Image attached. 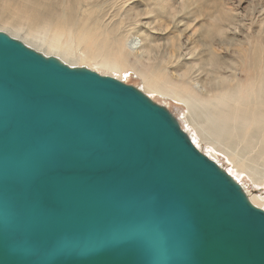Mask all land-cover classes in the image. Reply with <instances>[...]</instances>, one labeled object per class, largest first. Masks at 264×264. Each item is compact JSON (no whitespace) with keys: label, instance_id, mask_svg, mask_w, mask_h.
I'll use <instances>...</instances> for the list:
<instances>
[{"label":"water","instance_id":"obj_1","mask_svg":"<svg viewBox=\"0 0 264 264\" xmlns=\"http://www.w3.org/2000/svg\"><path fill=\"white\" fill-rule=\"evenodd\" d=\"M0 264H264V209L141 88L0 30Z\"/></svg>","mask_w":264,"mask_h":264},{"label":"bare ground","instance_id":"obj_2","mask_svg":"<svg viewBox=\"0 0 264 264\" xmlns=\"http://www.w3.org/2000/svg\"><path fill=\"white\" fill-rule=\"evenodd\" d=\"M128 2L0 0L1 29L71 66L125 76L132 69L144 80L145 93L156 92L185 105V118L195 130L191 138L198 148L197 140L201 139L226 155L238 172L247 173L255 184L263 185L264 173L251 163L264 158V43L253 45L247 41L249 47H244L237 36L236 13L224 12L225 3L217 0L218 11L209 14L214 19L200 29L203 39L200 43L199 38L194 40L193 49L179 52L183 47L181 34L179 44L173 40L174 35L172 41L168 38L173 52L178 51L172 57L171 52L159 50L157 39L170 31L167 20L175 29L181 25L189 28L179 19L189 13L187 3H182L179 12L171 0H158L156 8L143 12ZM144 14L154 16V21L142 22ZM23 30L24 35L20 33ZM33 39L41 40L43 47ZM198 44L203 46L201 50ZM240 71L245 74H238ZM245 191L253 204L264 209L263 194L251 196Z\"/></svg>","mask_w":264,"mask_h":264},{"label":"rangeland","instance_id":"obj_3","mask_svg":"<svg viewBox=\"0 0 264 264\" xmlns=\"http://www.w3.org/2000/svg\"><path fill=\"white\" fill-rule=\"evenodd\" d=\"M157 1L158 0H130V2L128 3L130 4V7H134V9L136 8L135 10H143V12H151L154 8H156ZM216 1L217 0H185V1L171 0V2L174 4V7H177V10L179 12L183 6L182 3L183 2L187 3L188 5L187 10L189 13H185L183 16H180L179 19H182L187 25L189 24V28L181 25L182 27L179 26L175 29V26H173L174 24L169 22V20H167L166 25H168L167 28L170 31H168V33H165L163 36H161V38L157 39L159 47H161L159 50H161V52H164V50L171 52L173 54L172 57L176 55L178 51L173 52V47H172L173 45L171 42L168 41V38L172 41V35L175 36L173 40L174 41L176 40V43L179 44L178 35L181 34L182 37L180 36L179 38H180V43L183 45V47L179 50V52L182 51V53H186L190 51L191 49H193L194 40H198L199 38V43H200V40L203 39V37L201 36L200 29L204 28L207 24H209L211 19H214L213 17H209V14H216L218 11L219 7L217 6ZM223 2L225 3V5L222 8L224 12H228V13L234 12L237 15V21H238V27H239V33L237 36L239 35L241 36V37L239 36V38L242 41V45L244 44V47H249L250 42L253 45H255V43L257 42L259 44L261 42L264 43V23L261 22L262 18H264V15H263L264 14V0H221V3ZM178 11L177 13L179 14ZM141 19H142V22H146V21L152 22L154 21L155 18L154 16H151V14H144L143 16H141ZM162 20L164 22L165 19L163 18ZM216 22H219V19L216 18ZM2 27L3 26L0 23V30H2L1 29ZM196 30L197 31L199 30V32L195 33ZM24 32L25 30L20 31L22 35H24ZM253 35L255 36V38L250 40L249 37ZM28 38H31V37H28ZM259 38H261L262 40L260 39L259 41ZM33 40L35 41V44L42 46L43 42L41 40L39 39H33ZM247 41H249L248 44H247ZM198 45H200L198 47V50H201L203 46L201 44H198ZM224 50L225 48L222 51H220L222 52L221 54H223ZM246 53L247 52L245 51V54ZM203 56L204 58H206L205 57L206 53H203ZM133 60L134 58H131L132 62ZM181 69L182 68H180V70ZM99 73L102 74L103 72H99ZM110 73L116 78H121L123 81L127 83H131V84L138 86L143 91L145 89L144 80L142 79L141 76H139L132 69L126 72L127 74L126 76L118 72H113V73L110 72ZM110 73H107V75H110ZM238 74H245V73L240 71ZM146 94L151 96L155 101L166 105L179 118L182 126L192 136L195 130L193 129V127H189L188 125V122L185 118L187 115V109L183 103H180L179 101H175L174 99L169 98V97H164L162 95L160 96V94L158 95V93L156 92H149V93L147 92ZM200 141L201 142L197 140V144L200 146L199 149L205 152L212 159L219 160L218 162L220 163V165L228 172L230 171L229 173H233L235 178H237L240 181V183L245 186V189L249 192L251 196L263 194V197H264V184L263 185L255 184L254 180L249 175H247V173L238 172L236 168L234 167L233 163L221 151H218L215 148L207 145V143H205L201 139ZM254 161H255L254 163L253 162L251 163L252 165L256 164V165H253V167L264 173V158H258V159H255Z\"/></svg>","mask_w":264,"mask_h":264}]
</instances>
